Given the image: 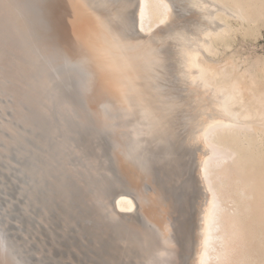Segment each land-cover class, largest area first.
<instances>
[{
    "label": "bare ground",
    "instance_id": "6f19581e",
    "mask_svg": "<svg viewBox=\"0 0 264 264\" xmlns=\"http://www.w3.org/2000/svg\"><path fill=\"white\" fill-rule=\"evenodd\" d=\"M230 1L0 0V167L8 157L17 155L20 161L30 157L32 204L42 201L49 212L61 208L60 215L81 223L84 231L80 238L85 240L81 264H212L219 255L213 250L216 244L221 245V234H226L218 232L224 223L220 218H227L228 212L223 210L217 189L220 184L215 181L221 166L235 154L241 153V159L236 158L242 161L239 168L250 166L249 171L244 168L249 176L242 174L247 185L241 183L252 189L251 195L257 192L264 211V177L257 176V167L252 166L258 160L253 138L242 130H252L258 117L263 118V92L253 93L254 88L246 87L240 74L216 69L204 56L205 52L216 53L214 41L231 30V15L249 18L240 0ZM249 1L255 9L257 3ZM259 2L264 5V0ZM82 44L92 49L93 74L97 72L100 89L94 84L97 76L92 77L85 67L87 62L77 65L76 84L86 89L90 100L96 93L97 98L107 95L129 105L136 101L137 113L142 114L131 135L133 144L155 142L153 146L163 148L162 155L159 149L160 156L152 159L169 163L168 169L173 179L181 180L180 185L156 184L151 178L153 171L146 169L144 161L137 163L132 151L114 160L119 138L100 127L93 126L90 135L70 127L67 144L57 150L45 143L34 115L35 68L30 54L47 50L49 73L58 72L62 79L65 67L56 68L65 60L57 52L66 47L83 48ZM156 45L168 53L160 64H152L155 58L150 47ZM66 89L68 101L75 103L76 91L72 85ZM195 110L206 117L191 126L185 118ZM144 120L149 121L143 124ZM142 133L151 136L142 140ZM192 144L199 147L195 155L190 150ZM225 152L230 154L225 156ZM115 161L125 177L114 172ZM164 171L169 176V171ZM144 176L151 188H160L161 193L144 194ZM7 180L0 173V191L6 190ZM240 180L244 181L237 180L239 184ZM175 188L181 192L177 194ZM247 206L251 208L250 203ZM0 264H27L10 240L1 212Z\"/></svg>",
    "mask_w": 264,
    "mask_h": 264
},
{
    "label": "rangeland",
    "instance_id": "374dc122",
    "mask_svg": "<svg viewBox=\"0 0 264 264\" xmlns=\"http://www.w3.org/2000/svg\"><path fill=\"white\" fill-rule=\"evenodd\" d=\"M234 1L231 0L230 3L234 4ZM240 1L242 5L244 4L243 6L245 8V12L248 14L249 18H244V20L241 16L239 18V15H231L230 20L228 19L231 29L229 31L230 34L228 33L225 35L226 37L214 41L213 47L215 48L214 50L216 53L213 54L212 52L211 54V52H205L204 56L213 67L216 66V69L222 70L224 68L228 70L229 73L233 74L235 72V74H240L242 81L244 82L243 84L248 85L246 87H249L251 90L254 88L252 90L253 93H257L258 91V93L263 92L262 94L264 95V91H262L264 89V5L261 4L259 0H253L257 3V7L252 9L250 8L251 3L249 0ZM258 7H260V10L257 9ZM256 9L259 12H256ZM234 16H237L238 18ZM70 31V34L74 39L75 34L72 28H70ZM76 41L77 38L75 39L74 43H76ZM77 47H66L57 52L58 57H63L65 60V62L58 61L60 64H58L56 68L57 71H59L61 70V66L65 67L64 70L66 74L62 79H59L58 72L55 75L49 73V53L47 50H38L30 54L35 68L34 75L32 77L34 115H36L39 131H41L44 135L45 143H49L53 149L61 148L62 144H67L66 135L69 134L70 127H78V130L82 133L84 132L83 130H86L88 135H90V131L92 132L94 130L92 128L93 126L100 127L101 131H107L113 137L116 135L119 138V144L116 146L118 150L116 149V154L113 155L114 160H116V158L120 159L125 151H132L135 155L132 156V158H136V160H134L137 163L139 160L141 162L144 161V165L147 167L146 169L149 170L151 174L153 171L151 178L153 177V180L156 184H165L166 187H170V185L171 187H177L180 185V179H173L174 176L170 173L171 169H168L169 163L159 162L158 160L152 159V157L156 159L158 155H162L164 152L163 148L161 149V147L159 148L157 146H153L155 142L145 144L144 141H139V143L137 142V144H133V132L137 128V122H141V120L138 119L142 114L141 112L137 113L139 111V105L136 101H133L134 103L129 105L125 101L118 99L115 100L107 95L103 96V98H97L96 93L92 97L93 100H90V98L87 96L86 89L80 88L83 86L76 84V78L74 74L76 69H78L77 65L81 61V63L84 65L89 64L92 66V69L89 65L85 66L89 70L90 75H92L95 71V66L92 65V49H88L89 47L86 49L85 46H83L84 49L81 46ZM150 53L155 58L152 64H160L164 60H167L168 57L167 50L161 45L150 47ZM84 54H86V58L88 60H84ZM85 62L87 63L85 64ZM94 75H96L97 78H95L96 76ZM250 76L253 79H251ZM92 77L96 79L94 84L97 85V90L100 89L99 82H97L99 81L97 72L96 74H93ZM248 77L252 82L248 79ZM165 78L164 80L167 82L168 79ZM245 78L246 82L248 81L250 85L245 82ZM251 83H253V85H251ZM68 85H72L73 89L76 91L75 94L77 95V101H75V103L68 101L67 95H70L69 89H66V86ZM101 86L103 87L102 89H105V84L104 86ZM113 107H115V110ZM122 109L127 111V113L122 111ZM118 112L120 113L118 114ZM153 116L155 115L153 114ZM204 117L206 116L203 115L201 111L195 110L185 119H189L188 124L192 126V124H196V121L200 122ZM262 117L263 118L258 117L256 122L257 124L258 122L260 123L258 125L255 124L252 130H242L246 131L253 138V151L258 155V160L254 161L252 166L254 168L257 167V169L254 170L255 172H259L257 173V176L264 177V175H262L264 174V115H262ZM191 120L192 122H190ZM147 121L149 120H144L143 124H145ZM186 130L188 129L186 128L184 132H186ZM140 136L139 137L143 140L150 137L151 134L148 136L146 133H142ZM198 148L199 147L197 144L196 146L194 144L190 148L193 155H195L196 152H199L196 151ZM157 150L160 151V154L158 153L159 151L156 152ZM152 153H154L155 156H153ZM259 153L262 154L259 155ZM225 154V156H227L230 154V152H225ZM236 158L241 159V153L240 156L239 154H235V156L233 155V157L227 159L225 164L221 166V168L225 166V169L220 168L218 178L223 180L224 178H227V181L224 180V182L223 180H220L223 183H221L219 179H216L215 181L216 183L220 184V186L217 184V189H219L218 192L220 193L219 198H222L221 202L223 203L221 204L223 206V210L227 208V210H225L228 212H225L227 218H220L223 220L220 222L224 223H220L223 225L219 226L220 228L218 229V232L223 230L221 232L224 233L225 231L226 234H221L224 241L223 239L219 238L221 240V245L223 246L219 245L220 243L216 244L217 249L215 248L213 250V252L218 253L219 255L217 256L220 257H214L212 264H215V262L216 264H241V260H243L242 264H264V211L263 205L260 204V202H262L261 197L257 194V192L254 191L255 189L253 190L254 195L250 194L252 189H250L249 186H246L247 178L243 177L244 175L249 176L244 168H247L249 171L250 166L244 167L242 169L239 168L242 166V161L237 160ZM19 161L20 158H18L17 155H15V157L13 156L12 158L8 157L2 161L0 167V173L8 178L7 183L5 184L7 187L6 190L3 189L0 191V212L2 214L3 222L7 228V233L10 237V240L14 243L19 255L25 260L27 264H81V243H84L85 241H82V237L80 236V234H83L84 231V228L81 227V223L78 224L73 222L75 224L74 225L71 218H64L65 215L62 216V214L60 215L59 212L61 208H59V210L58 208H55L52 210V212H49L47 208H44L42 201H38L37 205L33 206L31 199L32 192L31 189H29V182L33 177L30 165L31 160L30 157H27L24 158L23 161ZM235 161L239 165L235 164ZM116 164L117 162L115 161L114 172L118 173L119 177L121 178L125 177L122 176L123 173L119 170V168H116ZM236 165L238 167H236ZM226 169L228 170L226 171L227 173L224 172ZM164 170H167L166 172L169 171V176H167V173H165ZM237 170L241 171L242 173L238 172ZM235 171H237L239 175ZM230 172H232V174H230ZM243 173L244 175H242ZM146 175H149V173ZM169 178H171V180ZM236 179H244V181L240 180L239 184ZM169 180L171 183L166 182ZM141 182L144 186V194L151 196L156 193H161L160 188L159 190L155 188L153 190L151 188V183L146 180L145 176L141 179ZM241 182L246 184L245 187ZM128 183L131 187H135L132 182L128 181ZM241 187L244 189V191H241ZM175 189V191H177V188ZM177 192V194H179L181 189L178 188ZM240 193L244 196L243 199L239 196L241 195ZM248 194H250L252 198ZM247 203L251 204V208L250 206H247ZM245 206L247 208H244ZM248 208H250V210ZM245 209L249 210H247L248 213ZM126 212H128V210ZM131 212L133 211L130 210L129 213ZM238 212H240V214ZM225 213L221 215L225 216ZM257 221H259L260 225H256L259 224ZM252 222L256 223L253 224ZM70 223L72 224L71 228H69ZM243 248H245V250H242ZM221 255H225V258Z\"/></svg>",
    "mask_w": 264,
    "mask_h": 264
}]
</instances>
